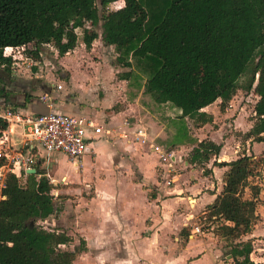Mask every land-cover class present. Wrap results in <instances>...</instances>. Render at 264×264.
<instances>
[{"label": "trees", "instance_id": "trees-1", "mask_svg": "<svg viewBox=\"0 0 264 264\" xmlns=\"http://www.w3.org/2000/svg\"><path fill=\"white\" fill-rule=\"evenodd\" d=\"M118 2L124 6L110 9ZM100 22L104 45L116 46L120 61L147 77L145 92L159 104L179 108L182 120L205 124L209 118L203 109L220 99L225 110L240 89L253 91L259 99L248 136L264 142V0H100V8L96 0H0V66H13L12 58L4 56L8 47L32 45L30 52L40 55L51 45L64 56L77 47L80 29L91 48L99 34L87 24ZM9 95L0 86V99L8 101ZM7 128L0 118V131ZM184 133L183 127L178 130L176 142ZM221 150L212 140L202 141L193 149L191 163L209 162ZM7 163L0 158V168ZM214 164L227 171L205 221L215 220L216 235L234 240L254 227L264 160L243 153ZM6 183L0 200V264H73L85 241L65 250L62 246L74 239L38 223L60 210L46 171L37 166L35 174L9 173ZM182 234L188 238L190 231ZM251 253V243H233L230 255L236 264H251Z\"/></svg>", "mask_w": 264, "mask_h": 264}, {"label": "crops", "instance_id": "crops-1", "mask_svg": "<svg viewBox=\"0 0 264 264\" xmlns=\"http://www.w3.org/2000/svg\"><path fill=\"white\" fill-rule=\"evenodd\" d=\"M87 28L89 27L87 26ZM77 32L79 35V31ZM98 39H100L102 48L115 47L118 50L116 46L104 45L101 35L94 41ZM94 41L91 48H87L83 41H79L77 47L64 56H60L58 51L53 48L52 56L55 62L46 76L42 73V62L35 63L39 64V70L35 68V73L30 72L29 69H19L21 64L17 61L10 68L0 66V86L10 94L8 101L5 98L0 99V107H3L4 110L15 109L18 103L20 105L18 110H22L26 114H39L49 107L51 111L57 113L85 117L92 121L96 127L103 128L100 134H93L95 139L90 141L89 152L80 163L71 161L64 154L48 155L44 151H40L39 154L36 152L38 158L36 164L32 166L31 170H35L32 174L37 172V166L44 170L48 165V168L54 167L55 171L58 166L57 162L63 160H68L74 168V173L68 169L60 177L61 180H68V184H65H72L74 187H64L62 190L57 186L58 180L52 179L46 172V177L54 185L52 195L57 198L56 204H61L60 196L63 198L66 196L67 199H65L64 206L57 204L60 209L58 212L40 222L47 223L51 230L64 231L71 237L74 231L80 232L87 247L95 244L97 236L102 238L105 236L106 242L118 247L132 248L138 242L149 244L150 247L158 242L161 247L165 241L155 239L156 234L160 232L164 234L162 232L167 230L166 225L172 216L176 228V225L178 226L177 216L180 214L178 210L175 215L171 214L166 208L167 205L185 199L193 208H197V213L207 211V207L213 204L216 197L223 191L224 174L227 168L216 166L212 159L205 162L204 166L206 165V167L197 168V177L191 176L193 181L197 180V197L180 196L179 188L183 185L180 186L177 181L181 175L178 176L179 178L176 175L171 180L169 176H166L167 169L164 171L166 165L160 162L157 158L158 155L144 147L145 142L143 143L141 140L136 142L135 140L138 132L137 125L133 122L130 123L128 115L131 111L128 106L131 104L130 101L126 102V96L123 97L121 91V87H127L125 85L127 81H124L127 79L120 76L119 79L122 81L117 78L114 80V66L109 69L97 64H77L79 61L78 52L81 55L86 52L89 56L95 54ZM44 48L40 53L41 56L44 55ZM49 63L51 64V62ZM56 68L59 69V74ZM22 79L27 83V90L25 87L22 88L25 85L19 84ZM32 80H44V84L40 86L43 94L35 100L29 94L30 91L37 90L31 89L29 82ZM20 86L22 94L18 92ZM44 95H48L54 102L43 101ZM120 95L122 96L120 97ZM118 102H121L122 105H118ZM208 108L209 106L203 110ZM174 109L178 110L179 117H181L182 111L176 107ZM207 126L208 124H205L202 128ZM3 131L10 138L9 155L20 153L24 157H29L30 151L25 145L21 126L14 125ZM3 131H0L1 134ZM213 134L215 135L216 132ZM211 140L220 144L219 139L217 140L213 135ZM225 149L226 145L222 147L219 157L215 156V159L218 158L217 162H229L238 158L236 153V157L232 160L222 161L221 155L226 154ZM52 157L53 161L51 162L49 159ZM7 160V165L0 168L6 177L9 173H14L18 177L23 172L30 174L29 170L26 171L22 167L18 169L13 166L10 159L7 158ZM7 167L8 172H6ZM10 169L14 171L12 172ZM74 175H76V179H74ZM82 184L88 188H91L93 184V187L96 188V196H90L88 193L83 194V188L75 187ZM151 187L155 189L153 195L149 193ZM58 224L61 229L58 228ZM186 225H183L184 228L192 232L193 229L185 227ZM121 232L125 234L124 238L121 237ZM92 236L95 237L92 238ZM183 236L187 238L184 234ZM187 239L189 240L181 248V257L176 258L177 263L218 264L221 261L220 252L212 247L213 240L210 237L208 240L204 239L202 235H197L196 239L195 235L190 234ZM177 241L180 240L177 238ZM164 246L170 245L165 243ZM222 262L228 264L232 261L228 259V261Z\"/></svg>", "mask_w": 264, "mask_h": 264}, {"label": "rangeland", "instance_id": "rangeland-1", "mask_svg": "<svg viewBox=\"0 0 264 264\" xmlns=\"http://www.w3.org/2000/svg\"><path fill=\"white\" fill-rule=\"evenodd\" d=\"M96 3L100 8V0H96ZM123 6V2H118L112 4L110 9H117ZM87 26L91 32L96 31L99 35L102 34V22L96 26H90V24H87ZM80 30L78 31L80 38L79 41L81 42L83 31ZM94 47L96 48V52L90 56L86 52H83L82 55L78 52L79 61L77 64H97L109 69L114 66L115 76L113 79L116 80L117 78L120 81L122 80L119 79V77L124 73H132L128 80H124L127 81L125 84L127 87H121L123 97L126 96V102L130 101L131 104L128 106L131 111L128 118H130V123L133 122V124L137 125V131L140 128L146 131L147 141L145 142L146 144H144V147L151 151L152 145H159L168 152L167 161H162L158 156L157 158L161 163L166 165L164 171L167 169L166 176H169L171 180L176 175L177 178L181 175L180 179L177 181L180 186L183 185V188H179L178 194L180 196L186 197L189 195L194 198L197 197V180L193 181L191 176L193 175L197 177V168L202 166L206 167V165L204 166L205 163H191V157L193 149L202 141H210L212 135L213 137L215 136L217 140L219 139V145L222 147L226 145V154L221 155L222 161L232 160L236 157V153L238 154L237 156L243 153L254 154L264 160V142H256L253 138L248 136V133L254 124V108L259 99L253 91L247 92L245 89H240L225 110H221L220 99L210 105L207 110H202V112H204L209 118V122L205 123L208 124V126L202 128L205 124H200L193 119L186 118L181 120L178 110L174 109L172 104L161 105L155 102V100L145 92L144 85L147 77L137 69L132 70L125 66L120 61L121 56L119 50H116L114 46V48H102L100 39H98L97 41H94ZM33 48L34 47L30 45L25 48L26 50H20L21 53H19L18 50H15V55L19 57L17 62L21 64L19 69H29L30 72L35 73L36 69L39 70V64L36 65L35 63L42 62V73L46 76L51 71L52 65L55 62L52 56L54 47L45 46L43 56L31 53L30 51ZM49 62H51V64ZM56 69L59 74V69ZM104 72V74H106V71ZM245 83V80H243L241 85H244ZM19 84L25 85L22 86V88L25 87V90H27V83L24 79H22ZM29 84H31V89H37L34 92H29L30 97L33 98V100L42 96L43 92L41 91L40 86L44 84V80H32ZM20 90L21 86L19 87L18 92L22 94L23 92L21 93ZM121 96L122 95H120V97ZM118 103V105H122L121 102ZM18 106L20 105L17 103L15 109H18ZM2 110H4L3 107H0V112H2ZM182 127L185 129L186 133L183 134V138L180 139V142H176V134ZM213 132H216V134L214 135ZM211 159L216 161L218 158L215 159V155H212ZM49 161L52 162L53 157L49 159ZM57 164L58 166L55 171L53 169L54 167L48 168V165L44 170L52 179L58 180L57 186L60 190L64 189V187H74L72 184L67 185L68 180H61L60 178L68 169H71L74 173V168L71 166L70 162L68 160H63L59 163L57 162ZM8 171L9 169L7 167L6 172ZM262 174L263 180L260 181V183L263 186V190L260 194V202L256 211L254 227L249 234L243 235L234 240H225L218 237L215 233L216 230H214L218 227L217 222L213 220V222L206 223L205 221L207 211L205 210L202 213H197V208H193L185 199H183L178 200V202H171L166 207L173 215L176 214L177 210L180 213L179 216H177L176 222L178 226L176 225V228L174 227V218L172 216L171 220L168 221L166 225V227H168L167 230L162 232L164 234H161L160 232L159 234H156L155 237V239H161L170 246H164L165 243L163 242L160 247L157 242L150 247L149 244L146 245L138 242L136 243V246L132 248L118 247L117 245L106 242L104 240L105 236H103V238L101 236H92V238H96L95 244H93V246H86L73 264H179L177 263L176 258L181 257V248L185 245L187 240H189L182 234L183 229H185L183 226L184 224H187L185 227L191 228V230L196 226L200 227V233L194 234L190 232L191 235H195L196 239L197 235H202L204 239L210 237V239L213 240L212 247L220 252L221 261L218 262V264H223L222 261H228V259L232 261L228 262V264H236L230 255L233 243L239 245H242V243H251V264H264V167ZM74 179H76V175H74ZM75 187L83 188V194L88 193L90 196H96V188L93 187V184L91 188L86 187L85 184ZM186 188L187 190H184ZM154 192L155 189L151 187V191L149 192L150 195H153ZM59 199H62L61 204H57L59 206H64L65 199H67L66 196L64 198L60 196ZM38 223L45 227V229L51 230L47 223L44 224V222L40 221ZM58 228L61 229L59 224ZM72 237L74 242L68 246L63 245V249L73 250L76 246L80 245L81 241H83V236L80 232L74 231ZM121 237H125V234L122 232ZM177 238L180 240L179 242L177 241ZM170 260H172V262H170ZM183 264H187V262Z\"/></svg>", "mask_w": 264, "mask_h": 264}, {"label": "built area", "instance_id": "built-area-1", "mask_svg": "<svg viewBox=\"0 0 264 264\" xmlns=\"http://www.w3.org/2000/svg\"><path fill=\"white\" fill-rule=\"evenodd\" d=\"M89 24V23H88ZM24 47H8L4 50V56L13 58L17 61L15 50H24ZM26 50V49H25ZM42 100L51 103V98L44 95ZM0 118L8 124V129L14 125L21 126L25 145L29 148V157H24L20 153L9 155L11 146L10 138L5 131L0 137V158L10 159L13 166L24 168L28 171L33 169L37 162L36 152H46L48 155L60 153L66 155L71 161L79 162L89 152L90 141L95 139L93 134H100L102 127H96L94 123L85 117H75L67 114L51 111L48 114H26L22 110L7 108L0 112ZM136 141H147V133L139 129L135 137ZM152 150L162 161H167L168 152L159 145H152ZM10 171H14L10 169ZM7 177L0 169V200L4 199L3 194L6 188ZM200 233V227L196 226L193 231Z\"/></svg>", "mask_w": 264, "mask_h": 264}, {"label": "water", "instance_id": "water-1", "mask_svg": "<svg viewBox=\"0 0 264 264\" xmlns=\"http://www.w3.org/2000/svg\"><path fill=\"white\" fill-rule=\"evenodd\" d=\"M50 112H51V109H50L49 107H46V111L41 112V113H39V114H48V113H50ZM28 172H29V173H34L35 170H29Z\"/></svg>", "mask_w": 264, "mask_h": 264}]
</instances>
